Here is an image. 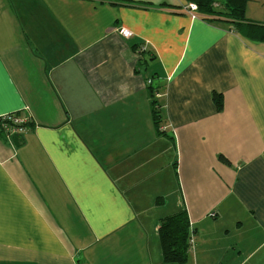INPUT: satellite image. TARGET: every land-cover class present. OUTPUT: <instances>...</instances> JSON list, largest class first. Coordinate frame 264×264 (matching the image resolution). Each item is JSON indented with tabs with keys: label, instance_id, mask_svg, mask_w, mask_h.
<instances>
[{
	"label": "crops",
	"instance_id": "obj_1",
	"mask_svg": "<svg viewBox=\"0 0 264 264\" xmlns=\"http://www.w3.org/2000/svg\"><path fill=\"white\" fill-rule=\"evenodd\" d=\"M187 3L0 0V264H161L183 207L188 264H264V42Z\"/></svg>",
	"mask_w": 264,
	"mask_h": 264
},
{
	"label": "trees",
	"instance_id": "obj_2",
	"mask_svg": "<svg viewBox=\"0 0 264 264\" xmlns=\"http://www.w3.org/2000/svg\"><path fill=\"white\" fill-rule=\"evenodd\" d=\"M196 5L198 17L207 20H226L238 28V33L250 41L264 42V24H255L245 17L247 4L251 0H186ZM213 103L217 112L223 108L222 97L213 93ZM153 120L156 127L160 123V113L153 101ZM1 129V127H0ZM219 159L228 162L219 156ZM187 211L183 207L159 221L158 238L161 249V264H188L191 238Z\"/></svg>",
	"mask_w": 264,
	"mask_h": 264
},
{
	"label": "built area",
	"instance_id": "obj_3",
	"mask_svg": "<svg viewBox=\"0 0 264 264\" xmlns=\"http://www.w3.org/2000/svg\"><path fill=\"white\" fill-rule=\"evenodd\" d=\"M187 12L191 15L192 18H198V15L196 14L197 8L196 5L187 3L185 6ZM118 33L123 36L124 38H128L131 34L125 30L120 29ZM144 48H140V52L143 51ZM20 113H10L6 115L0 116V127L4 131H6L8 134L13 133H23L25 131V126L28 124L29 120L28 117L19 115ZM190 247L193 246V239L192 237L189 240ZM191 250V248H190Z\"/></svg>",
	"mask_w": 264,
	"mask_h": 264
},
{
	"label": "rangeland",
	"instance_id": "obj_4",
	"mask_svg": "<svg viewBox=\"0 0 264 264\" xmlns=\"http://www.w3.org/2000/svg\"><path fill=\"white\" fill-rule=\"evenodd\" d=\"M171 196H173L174 198H176V195L174 194V192H171ZM169 197H168V199H169Z\"/></svg>",
	"mask_w": 264,
	"mask_h": 264
}]
</instances>
